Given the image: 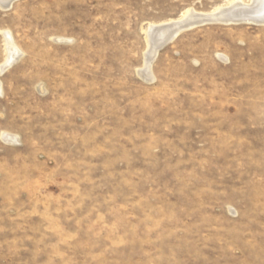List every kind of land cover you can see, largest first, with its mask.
<instances>
[{"label": "rangeland", "instance_id": "1", "mask_svg": "<svg viewBox=\"0 0 264 264\" xmlns=\"http://www.w3.org/2000/svg\"><path fill=\"white\" fill-rule=\"evenodd\" d=\"M229 1L0 5V264H264V25L197 24L139 74L149 24Z\"/></svg>", "mask_w": 264, "mask_h": 264}, {"label": "bare ground", "instance_id": "2", "mask_svg": "<svg viewBox=\"0 0 264 264\" xmlns=\"http://www.w3.org/2000/svg\"><path fill=\"white\" fill-rule=\"evenodd\" d=\"M14 0H0L2 8L10 7ZM195 10L187 9L181 16L178 22L170 21L165 25L149 24L145 31L147 39V52L145 54V66L140 71L146 80L152 81L153 77L150 71V66L154 60L158 50L172 41L182 30L192 28L197 24H204L207 22H254L264 25V0H249L243 3L242 0H231L225 6L215 7L212 11L203 14H196ZM6 49V61L0 66V73L5 72L17 59L19 52L15 48L13 40H11L9 33H3ZM0 95L2 89L0 86ZM1 139L6 143H16L17 138L8 133H2Z\"/></svg>", "mask_w": 264, "mask_h": 264}, {"label": "water", "instance_id": "3", "mask_svg": "<svg viewBox=\"0 0 264 264\" xmlns=\"http://www.w3.org/2000/svg\"><path fill=\"white\" fill-rule=\"evenodd\" d=\"M207 23H210V22H207Z\"/></svg>", "mask_w": 264, "mask_h": 264}]
</instances>
